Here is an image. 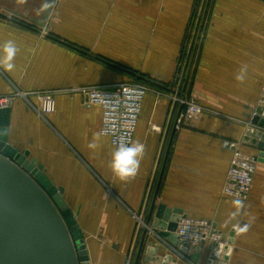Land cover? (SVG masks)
<instances>
[{
  "label": "crops",
  "instance_id": "obj_1",
  "mask_svg": "<svg viewBox=\"0 0 264 264\" xmlns=\"http://www.w3.org/2000/svg\"><path fill=\"white\" fill-rule=\"evenodd\" d=\"M7 40L20 51L12 72L0 68V100L15 90L56 92L55 112L45 119L33 108L35 96L11 102L9 143L29 150L63 190L91 264H125L134 214L156 172L152 194L163 172L157 205L207 220L225 238L215 254L207 242L188 260L264 264V159L246 202L222 194L234 150L258 156L242 138L264 88V0H0V43ZM188 56L181 94L211 113L177 130L182 105L151 86L133 139L144 145L141 167L119 180L109 167L115 149L100 134L102 110L77 90L132 82L119 68L169 88ZM242 64L248 74L241 84ZM158 254L189 264L166 247Z\"/></svg>",
  "mask_w": 264,
  "mask_h": 264
},
{
  "label": "water",
  "instance_id": "obj_2",
  "mask_svg": "<svg viewBox=\"0 0 264 264\" xmlns=\"http://www.w3.org/2000/svg\"><path fill=\"white\" fill-rule=\"evenodd\" d=\"M200 21L199 17L198 28ZM197 27L191 46L198 33ZM188 62L189 56L179 65L175 82L169 88L134 72L119 69L140 81L175 94L176 98H182L184 95L181 94V86ZM10 105L11 101L5 108L0 105V264H91L83 234L63 199V190L57 188L48 178L42 165L31 158L29 150L19 151L10 145ZM182 108L183 106L180 112ZM242 139L244 143L258 150V160L262 161L264 108H257L256 115L246 127ZM162 173L154 194L152 190L157 172L153 175L152 183H149L148 193L139 210L145 226L135 224L125 264H178L169 254L165 257L159 256V250L165 247L164 242L196 261L205 245L202 242L199 246L190 247L182 243L176 229L179 221L186 216L163 204L157 205ZM224 239L222 236V241ZM221 244L222 242L209 243L208 250L215 254Z\"/></svg>",
  "mask_w": 264,
  "mask_h": 264
},
{
  "label": "built area",
  "instance_id": "obj_3",
  "mask_svg": "<svg viewBox=\"0 0 264 264\" xmlns=\"http://www.w3.org/2000/svg\"><path fill=\"white\" fill-rule=\"evenodd\" d=\"M77 91L86 96L88 106H99L101 108L100 134L110 139L114 149L121 142H133L144 98L147 94L153 92L148 85L139 82H122L106 87H86ZM55 93V91H46L31 94L39 101V105L33 106V108L42 118H46L55 112ZM156 93L159 96H165L164 93ZM19 95L24 98L28 96L22 93ZM170 99L183 106L176 122L175 128L177 130L183 124L195 120L203 114L211 113L210 110L200 106L185 95L182 98L171 96ZM9 101H11L10 98L0 100L1 107H7ZM258 107L264 108V88ZM254 115H256V112ZM249 125L250 122L247 126ZM257 164L258 156L234 150L222 190L223 196L237 202H246L254 182ZM134 219L137 221L136 223L145 226L140 215L134 214ZM150 232L155 235L151 229ZM176 234L182 243L188 244L190 247L199 246L202 242H222L221 233L214 229L211 222L203 219L182 218L178 223ZM164 245L189 264H194L187 259V255L180 253L173 245L168 242H164Z\"/></svg>",
  "mask_w": 264,
  "mask_h": 264
},
{
  "label": "clouds",
  "instance_id": "obj_4",
  "mask_svg": "<svg viewBox=\"0 0 264 264\" xmlns=\"http://www.w3.org/2000/svg\"><path fill=\"white\" fill-rule=\"evenodd\" d=\"M44 7H48L47 2ZM20 51L14 40H7L0 43V68L5 71L12 72L16 65L15 58ZM248 65L242 64L238 73L235 75V80L238 83H244L247 79ZM89 148L95 149V142L88 145ZM144 154V145L139 141L121 142L112 152L109 167L112 173L121 181H128L136 177L141 167V162ZM235 215V213H233ZM248 226L240 228V232H246Z\"/></svg>",
  "mask_w": 264,
  "mask_h": 264
},
{
  "label": "rangeland",
  "instance_id": "obj_5",
  "mask_svg": "<svg viewBox=\"0 0 264 264\" xmlns=\"http://www.w3.org/2000/svg\"><path fill=\"white\" fill-rule=\"evenodd\" d=\"M181 64H183V62L181 63ZM139 82V80L138 79H136V78H132V82ZM141 82V81H140ZM146 85H148L150 88H151V86H153V85H151V84H146ZM20 93H22V94H27L28 96L26 97V98H24L23 96H21V95H19ZM33 92H22V91H19V90H15L14 91V93L13 94H11V96L10 97H8V98H10L11 99V102L13 101V100H15V99H17V98H21V99H23L24 101H26L27 103H30V97H33L31 94H32ZM34 93H37V92H34ZM40 118H42L41 116H39ZM43 119V118H42ZM45 119V118H44Z\"/></svg>",
  "mask_w": 264,
  "mask_h": 264
},
{
  "label": "trees",
  "instance_id": "obj_6",
  "mask_svg": "<svg viewBox=\"0 0 264 264\" xmlns=\"http://www.w3.org/2000/svg\"><path fill=\"white\" fill-rule=\"evenodd\" d=\"M136 82H137V81H136ZM139 83L148 84V83H146V82H143V81H141V82H140V80H139Z\"/></svg>",
  "mask_w": 264,
  "mask_h": 264
}]
</instances>
